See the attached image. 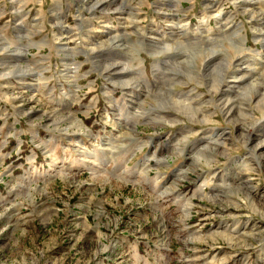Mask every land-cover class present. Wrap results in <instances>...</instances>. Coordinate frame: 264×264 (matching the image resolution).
Instances as JSON below:
<instances>
[{
    "label": "rangeland",
    "instance_id": "374dc122",
    "mask_svg": "<svg viewBox=\"0 0 264 264\" xmlns=\"http://www.w3.org/2000/svg\"><path fill=\"white\" fill-rule=\"evenodd\" d=\"M169 1L0 0V264H264V87L242 90L246 112L229 117L210 85L235 71L234 45L247 63L264 55L252 28L264 27V0L254 23L235 0H217L240 26L194 46L169 41V23L177 13L218 34L214 0ZM135 31L166 35L170 48ZM108 35L115 47L89 51ZM192 87L210 100L202 111L156 96ZM213 131L223 141L206 146ZM238 160L255 169L237 187Z\"/></svg>",
    "mask_w": 264,
    "mask_h": 264
},
{
    "label": "bare ground",
    "instance_id": "6f19581e",
    "mask_svg": "<svg viewBox=\"0 0 264 264\" xmlns=\"http://www.w3.org/2000/svg\"><path fill=\"white\" fill-rule=\"evenodd\" d=\"M95 1V0H94ZM171 1V0H170ZM169 1V2H170ZM107 2H110V1H107ZM80 3V2H79ZM90 1H87V3H85V7L87 9H91V10H95V9H98V8H101V7H104L106 9L107 6H105L104 2L101 1V2H98L97 4L96 3H92L91 5L92 6H89L90 5ZM235 3L237 8L240 9L242 11V13L246 14L248 13L250 16V19L252 20L251 22L254 23V20H255V13L259 11L260 7H262V3L261 1L259 0H235ZM220 4L217 0H214V1H210L209 4L207 5L210 9H211V13H210V18L214 19L216 21V28L218 30V34L217 33H213L211 34V32L214 30L210 29V28H207V29H204V30H200L198 28L196 29H189V22H182L181 18L178 16L177 13L173 14V19L174 20H177L176 22L172 21L169 23V28L171 30L170 32V36L168 37L169 38V41L171 40L172 42H174L175 46H180L183 44V41H189L190 42V45L194 46V43L195 41H198L199 42V39L200 41L201 40H205V42L207 40H211V37L213 36H217L220 37V36H230L229 33L230 32H234L235 28H238L240 26V23H237L235 22L232 18V15H228L227 17L225 16L226 14H224L225 12L222 11V9L220 8V6L218 5ZM101 9V10H104ZM119 9V7H117ZM122 8V7H121ZM114 10V9H113ZM122 10V9H121ZM109 11V10H108ZM117 11V10H115ZM172 11V10H171ZM177 11V10H176ZM180 11V10H178ZM261 11V10H260ZM82 12V11H81ZM101 12V11H100ZM134 15V14H133ZM166 15V14H164ZM260 15V14H259ZM257 16V15H256ZM263 16V15H262ZM166 17V16H165ZM100 18V17H99ZM202 18V17H201ZM97 19V18H96ZM168 19V18H167ZM103 20V19H102ZM172 20V19H171ZM201 23L200 24H205V26L209 25L208 24V21H209V18L206 19V17H203L201 19ZM259 18L256 20L258 21ZM263 20V19H262ZM104 21V20H103ZM107 22V21H106ZM259 22V21H258ZM85 23V22H83ZM105 23V22H104ZM108 23V22H107ZM137 23V21H133V24ZM26 26V25H25ZM157 26V25H156ZM110 27V26H109ZM204 28V27H203ZM252 28H254V31L256 32V36L258 38H264V27H260L258 28L257 26H253ZM68 29V28H67ZM96 30V29H95ZM169 30V31H170ZM200 30V31H199ZM68 31V30H67ZM95 32V31H94ZM107 32V30H106ZM111 32V31H110ZM138 31H135V33H137ZM143 32V31H142ZM102 33V32H101ZM137 34H139L141 37L144 35V33H141V32H138ZM163 34V33H162ZM27 35V34H26ZM109 36V35H108ZM160 36V35H159ZM166 36V35H165ZM165 36H162V37H154V36H146L144 35L142 37L143 40H146V41H149L151 43H154V44H159V45H164V47H162L161 49H169V45L167 44V42L165 41L166 40V37ZM66 37V36H65ZM117 37H120V36H116ZM241 39H243L242 36H240ZM121 38V37H120ZM214 39V38H212ZM231 39L232 41V44H234L236 42V39H232V38H229ZM88 40V39H87ZM157 40V42H156ZM215 40V39H214ZM67 41V40H66ZM72 41V40H71ZM88 42V41H87ZM212 42V41H211ZM166 43V44H165ZM169 43V42H168ZM198 44V43H197ZM195 44V45H197ZM200 44V43H199ZM203 44V43H202ZM116 43H115V38H114V35H111L109 36L107 39H104V40H98V39H95L94 41H90L89 39V42L87 43V48L89 49V51H106L108 49H111L113 47H115ZM119 45V44H118ZM169 47V48H168ZM61 48H62V45H61ZM65 48V47H64ZM87 48H85L87 50ZM234 48H235V56L233 58L234 61L230 62V64L232 65L233 62H236L237 61V64L235 65V71H233L232 73H228V72H223L222 71V74H219V76H216L215 78H213L210 82V85L216 89L215 92H220V97H219V100H216V101H219L220 104H221V108H225L224 109V112L229 116V117H232L234 115V112H235V108L237 109L238 108V112L239 113H245L246 110H243L241 107L238 106L239 104V101H241V98H239V96H242L241 93H242V90H250V89H259V88H262L264 87V85L262 84L261 80L263 79V76H264V55L261 56L260 58H257L255 62H252L251 63H247L246 61H243V56L241 55L242 52L245 51V49H247L246 47H244V43L240 44V45H234ZM158 48H156V51L154 53H161L162 50H158ZM182 50V49H180ZM209 50V49H208ZM252 51V50H251ZM217 52V51H216ZM111 53V52H109ZM220 53V52H219ZM112 54V53H111ZM73 55V54H72ZM234 55V54H233ZM112 57V56H111ZM214 57H217V54H212L211 58H214ZM244 58H247V57H244ZM221 59V57H220ZM255 59V58H254ZM215 60V59H214ZM250 60V59H249ZM252 60V59H251ZM102 62V61H101ZM212 62V61H211ZM106 63V62H105ZM111 63V62H110ZM120 63V62H119ZM188 63V62H187ZM100 64V63H98ZM158 64V62H157ZM226 64V63H225ZM121 65V64H120ZM154 66H157V65H154ZM234 66V65H233ZM113 67V66H112ZM116 64L114 65V68L113 70H117L116 68ZM125 67V66H124ZM225 67V66H224ZM230 67V66H229ZM76 68V66H75ZM223 68V67H222ZM233 68V67H232ZM129 69V68H128ZM221 68H219L218 70L220 71ZM224 69V68H223ZM222 69V70H223ZM112 70V71H113ZM29 71V70H28ZM120 71V70H119ZM118 71V72H119ZM225 71V70H224ZM36 72V71H35ZM110 72V70H109ZM210 72V71H209ZM231 72V71H230ZM66 73V72H65ZM210 74V73H209ZM208 74V76H209ZM23 75V74H22ZM28 75V74H26ZM71 75V74H70ZM111 75V74H110ZM133 75V74H132ZM41 76V75H40ZM75 76V75H74ZM17 77V76H16ZM70 77V76H69ZM78 77V76H77ZM112 77V76H111ZM127 77V76H126ZM134 77V76H133ZM212 77V76H211ZM108 78V77H107ZM119 78V77H118ZM124 78V77H123ZM122 78V79H123ZM129 78V77H128ZM22 79V78H21ZM112 80H113V77H112ZM125 80V78H124ZM135 80V79H134ZM138 80V79H136ZM110 81V80H109ZM120 81V80H119ZM123 81V80H122ZM112 82V81H111ZM116 82V81H115ZM124 82V81H123ZM118 83V82H117ZM121 83V82H120ZM138 83V81H137ZM198 85H200L199 82H197ZM128 84V83H127ZM139 84V83H138ZM187 85V84H185ZM139 87V86H138ZM148 90V89H147ZM150 90V89H149ZM195 90L194 87L190 88L189 89V92H187V94H189L187 96V94L185 93V97H179V96H170L168 97L167 96V93H159L157 92L156 96L157 97H160L161 99L163 100H169L167 102V104H169V107L166 106L164 104V102H161V105H165L166 107L165 108H170V107H182L188 111H191L193 110L195 107H194V104L196 105H199L197 106V109L198 110H201V108H204L202 107L204 104H207L208 102H199L197 100H200V94H197V95H192V93H194L193 91ZM134 91V90H133ZM150 92V91H149ZM196 92V91H195ZM259 92V91H258ZM257 92V93H258ZM139 93V92H138ZM148 93V91H147ZM141 94V93H140ZM139 94V95H140ZM153 94V93H152ZM74 95V94H73ZM249 95V94H248ZM130 96V95H129ZM262 94L260 95V97L262 98ZM140 97V96H138ZM18 98V97H17ZM260 98V99H261ZM15 99V98H14ZM123 99V98H122ZM197 99V100H196ZM16 100V99H15ZM19 100V99H18ZM251 101L253 100L252 98L250 99ZM28 101V100H27ZM132 101V99H131ZM140 101V100H139ZM138 101V102H139ZM259 101V100H258ZM261 101H264V98L261 99ZM23 102V101H22ZM25 102V101H24ZM158 102V101H157ZM253 102V101H252ZM113 103V102H112ZM115 103V101H114ZM125 103V102H124ZM141 103V102H140ZM139 103V105H141ZM166 103V102H165ZM211 103V102H210ZM126 104V103H125ZM159 104V103H158ZM243 105L244 103H240L239 105ZM260 104V102L258 103V105ZM263 104V103H262ZM119 104H117L118 106ZM143 105V104H142ZM158 106V105H157ZM220 106V105H218ZM250 106H253L252 104ZM69 107V106H68ZM121 107L123 108V106L121 105ZM125 107V106H124ZM128 107V106H127ZM139 107V106H137ZM141 107V106H140ZM139 107V108H140ZM156 107V106H155ZM121 108V109H122ZM134 108V107H133ZM126 109V108H125ZM137 110V109H136ZM149 110V109H148ZM206 110V109H205ZM204 110V111H205ZM222 110V109H221ZM202 111V110H201ZM237 111V110H236ZM133 112V111H132ZM137 112V111H136ZM140 112V111H139ZM27 113V112H26ZM120 114V113H119ZM144 114V113H143ZM120 115H123L120 114ZM119 115V116H120ZM136 115V114H135ZM142 115V114H141ZM226 115V116H227ZM250 115L252 116V118L254 117V114L250 112ZM138 116V115H137ZM262 116H263V120L261 123H263L264 121V111L262 112ZM121 117V116H120ZM141 117V116H140ZM228 117V118H229ZM130 118V116H129ZM178 117L175 116V120L172 121V124L173 123H177L178 120H177ZM127 119V118H126ZM255 119V118H254ZM136 121V120H135ZM126 123H128L129 121H125ZM122 123V122H121ZM118 126V125H117ZM124 126V124H123ZM216 129V128H215ZM121 130V129H120ZM205 130V129H204ZM207 131V130H206ZM209 131V130H208ZM260 134L263 133L264 134V129H261L259 128L257 130ZM246 132V131H245ZM122 132H120L121 134ZM195 133V132H194ZM244 133V132H243ZM120 134L117 135L120 136ZM198 134V133H197ZM204 134V133H202ZM224 134V132H223ZM221 134V132L219 131H213V132H209L208 134H205L203 137L201 136V139L202 141H205V145L206 146H211V145H216V143H220L222 142L223 140L221 139L224 135ZM248 134V133H247ZM255 134V133H254ZM252 134L249 138V141L250 143H253L254 141H258L257 139V136L258 135H254ZM229 135V134H228ZM262 135V134H261ZM192 136V135H191ZM226 136V135H225ZM246 136V135H245ZM249 136V135H248ZM260 136V135H259ZM184 137V135H183ZM199 137V136H198ZM247 137V136H246ZM245 137V138H246ZM120 138V137H119ZM184 138H188L187 136L184 137ZM225 139V138H224ZM119 140V139H118ZM262 141L258 142L257 144V149L261 151L258 152L257 154V150H255L254 148H251L250 149V155L248 156H251L252 158L256 159V160H260L259 158V153L262 155L264 153V139H261ZM248 141V140H247ZM103 143V142H102ZM248 143V142H247ZM220 145V144H219ZM216 147V146H215ZM255 147V146H254ZM113 148V147H112ZM196 148V147H195ZM199 148V147H198ZM221 152V151H220ZM264 157V156H263ZM262 159V158H261ZM253 160V159H252ZM253 162V161H252ZM248 164V161L247 162H242V161H236L235 162V165L237 167L235 172H234V175L231 179L232 183L230 184H234V186H242V185H245L247 183H249L250 180L246 179L245 177V171H247L248 169H255V167L253 166H247ZM229 171V170H228ZM232 171V169H231ZM229 174V173H228ZM226 176V175H225ZM224 176V177H225ZM228 178V177H227ZM210 182L213 181V180H209ZM206 182L204 185H207ZM229 181V180H228ZM228 183V182H227ZM218 184V183H217ZM229 184V186H231ZM227 185V184H226ZM201 186V187H203ZM45 210V209H44ZM47 216V215H46ZM48 217V216H47ZM13 223V222H12ZM247 226V225H246ZM245 226V227H246ZM255 226L252 225L251 229H253V227ZM219 229V228H218ZM217 230V229H216ZM230 230V229H227V231ZM237 231L238 229L234 228V231ZM231 232L233 230H230ZM231 233H229V237L230 239L231 236H230ZM255 235H257L258 233L255 232L254 233ZM241 236V234H240ZM197 238V237H196ZM263 239V238H262ZM202 256V255H201ZM205 263V262H204ZM207 263V262H206Z\"/></svg>",
    "mask_w": 264,
    "mask_h": 264
}]
</instances>
